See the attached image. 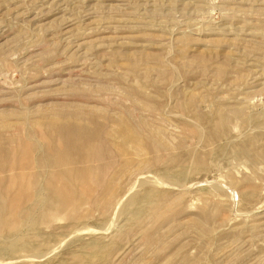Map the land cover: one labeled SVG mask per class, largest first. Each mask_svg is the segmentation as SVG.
<instances>
[{
  "label": "rangeland",
  "instance_id": "1",
  "mask_svg": "<svg viewBox=\"0 0 264 264\" xmlns=\"http://www.w3.org/2000/svg\"><path fill=\"white\" fill-rule=\"evenodd\" d=\"M0 264H264V0H0Z\"/></svg>",
  "mask_w": 264,
  "mask_h": 264
},
{
  "label": "bare ground",
  "instance_id": "2",
  "mask_svg": "<svg viewBox=\"0 0 264 264\" xmlns=\"http://www.w3.org/2000/svg\"><path fill=\"white\" fill-rule=\"evenodd\" d=\"M52 122H53V121H52ZM57 122H59V123L61 122V123H62V121H60V119H58ZM67 122H68V121H67ZM53 123H54V122H53ZM53 123H52V125H53ZM61 123L59 124V125H61V126H59V129H60V127H62L64 130L60 131V130L57 129L60 133H58L57 131H56V132H57L58 134H60V136L63 137L64 142H65V141H67V142L69 141V142H70L71 139H74V138H72L73 135L71 134V131H72V130H70V129H72V128H70V129L67 130V128H69V127H68L69 125H67V124H69V123H67L66 125H65L64 121H63L62 124H61ZM56 124H57V123H56ZM63 124H64V125H63ZM48 125L50 126L51 124H48ZM73 126H74V125H73ZM52 127H53V126H52ZM74 127H75V126H74ZM53 128H54V127H53ZM55 128H56V127H55ZM57 128H58V127H57ZM62 128H61V129H62ZM65 128H66V129H65ZM76 128H77V127H76ZM128 128H129V127H128ZM129 129H130V128H129ZM75 131H76V130H75ZM71 135H72V136H71ZM75 136H77V135H75ZM74 141H75V140H74ZM70 143H71V142H70ZM66 146H67V145H66ZM134 198H135V197H134ZM131 200H132V199H131ZM132 201H133V200H132Z\"/></svg>",
  "mask_w": 264,
  "mask_h": 264
}]
</instances>
